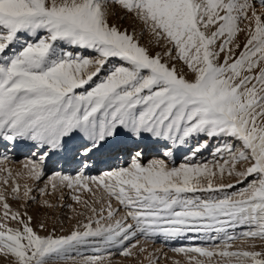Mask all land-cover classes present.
Here are the masks:
<instances>
[{
  "label": "snow or ice",
  "instance_id": "snow-or-ice-1",
  "mask_svg": "<svg viewBox=\"0 0 264 264\" xmlns=\"http://www.w3.org/2000/svg\"><path fill=\"white\" fill-rule=\"evenodd\" d=\"M112 2L133 13L157 45L171 47L152 54L135 33L109 24ZM176 60L186 72L170 63ZM201 135L223 141L213 161L195 162L209 147L204 139L178 166L145 162L158 146L173 156L162 141L184 145ZM20 142L40 152L24 163L28 176L40 180L45 160L71 161L77 174L55 173L52 189L86 191L95 199L73 194L92 215L69 234L41 235L33 218L12 211L0 192L5 220L20 225L0 222V253L14 264H105V256L77 261L71 253L100 241L130 257L137 247L147 251L141 235L219 238L211 232L225 234L221 244L173 251L189 264L215 257L264 264V250H231L238 239L264 241V0H0V147L7 151ZM6 151L0 165L11 159ZM105 157L127 159L100 175L86 174ZM225 177L247 184L229 194L234 185L218 182ZM24 188V197L34 200L32 188ZM19 192L16 183L14 198ZM238 225L254 227L228 234Z\"/></svg>",
  "mask_w": 264,
  "mask_h": 264
},
{
  "label": "rangeland",
  "instance_id": "rangeland-1",
  "mask_svg": "<svg viewBox=\"0 0 264 264\" xmlns=\"http://www.w3.org/2000/svg\"><path fill=\"white\" fill-rule=\"evenodd\" d=\"M108 22L111 25L118 27L120 30H127L130 34L135 33L136 38L140 43L147 47L152 54L160 53L163 55L167 48H170V45L165 46V43L162 41L157 45L155 38L143 25V23L138 20L133 13H129L124 10L118 3H110L108 9ZM247 21H244L243 24L247 25ZM246 39V34L241 33L238 37V42L243 45V42ZM72 50V49H69ZM85 55H91L92 53L86 50H81ZM175 55V52H173ZM167 60V57H164ZM170 63H175L177 68L181 71L186 72V69L183 68L180 61H171ZM209 139V147L202 150L198 153L195 162H209L213 161L215 157L213 156V150L217 146V143H223V141H217L216 139H210L203 135L190 138L184 145L172 144L171 142H161L168 143L169 147L173 151L172 157H165L163 152L166 151L163 147L154 148L148 153L145 157V162L147 160L158 158L164 159L169 166L176 165L178 166L181 163L186 162L185 158L191 154V149L195 145L204 140ZM5 149L0 147V153H5ZM6 154L11 157L9 161H6L3 165H0V169L7 168L11 169L12 177H7L6 172H0V192H3L7 198L8 204L11 206L12 211H19L21 214L27 213L31 216L32 224L31 226L39 232L41 235H48L51 232H55L56 235H65L69 234L71 230L75 227L78 221L86 222L87 216L92 215L88 209H86L83 204L76 203L71 199L73 194H79L82 196L83 200H88L92 202L95 197L92 194L83 191L80 193H73L71 189H68L63 186H59L56 190H53L51 187V178L57 172L67 175H76L78 172V166L71 162L60 159L59 162H54L56 158L45 160L44 175L40 180H35L27 175V170L24 168V163L28 159L36 160L40 155L39 150L31 146L30 142H20L15 149H9L6 151ZM127 158H103V160L90 169L86 171L87 175H100L102 172L114 169L117 166H124ZM242 168L243 165H240ZM3 179H8V183L4 184ZM223 183H231L234 185L233 188L226 189L225 191L229 194L233 192H238L242 190L247 181L243 184L237 182V178L225 177L223 181H218ZM20 185L19 199L14 198L12 193V188L15 184ZM27 184L32 188L30 193L31 197L35 199H29L24 197V186ZM47 186V191L45 194L40 192V189H43ZM100 193L97 192V196ZM200 195L207 196V193ZM218 195H223V193H218ZM63 196V199H61ZM47 200L54 207H47L44 204V201ZM71 205L72 207H68ZM97 207L100 205L97 204ZM114 207H120L115 200H113ZM73 209L75 211H73ZM3 207L0 204V222L9 224L12 228H18L20 225L16 221L5 220L3 216ZM84 213V215H81ZM121 215H123V210H121ZM43 223L46 227L42 230L39 225ZM254 226L249 225H238L235 228H230L228 234L240 236L242 232L249 231L250 228ZM209 236L219 238L216 240L202 239L204 233H189L184 237H178L175 239H165L162 235H157L145 239V237L138 236L137 238L140 241V246L147 249V251L141 252L139 247L133 249L134 255L130 257H125L120 254L121 249L115 245H106L100 241H96L88 246H81L71 255L76 257V260L79 261L83 257L92 256V255H101L105 256L108 259L105 261V264H189L188 257L183 253H178L173 251L175 248L180 247H213L214 245H219L224 238V233H208ZM134 242V241H133ZM252 244H255L256 247L253 249L250 247ZM255 250L262 251L264 250V241L260 239H249L242 240L238 239L233 243V249L231 250ZM192 255V254H189ZM198 259H204L203 257H198ZM0 264H14V258L5 253H0ZM71 264V262H69ZM207 264H225L223 258L215 257ZM231 264H246V262H241L233 258Z\"/></svg>",
  "mask_w": 264,
  "mask_h": 264
}]
</instances>
